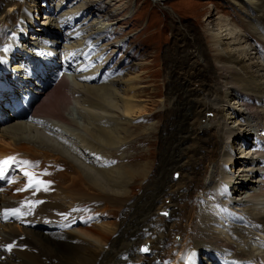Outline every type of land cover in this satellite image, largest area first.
<instances>
[{"label": "bare ground", "instance_id": "6f19581e", "mask_svg": "<svg viewBox=\"0 0 264 264\" xmlns=\"http://www.w3.org/2000/svg\"><path fill=\"white\" fill-rule=\"evenodd\" d=\"M86 1L43 0L44 3L39 4V7L42 5L40 9L43 15L36 23V16L28 18L31 14L26 5L27 0H0V69L6 76L18 73L15 78L17 82L27 77L22 88L36 92L26 107L38 100L42 92L51 86L60 65L64 63L71 68V79L66 81L63 75L59 78V81L67 82L66 99H73L74 107L85 113H80L82 118L79 122L70 117L68 102L57 98L62 93L53 89L57 84L46 91L45 95L50 91L49 97L44 95L46 98L35 106L32 116L27 117L24 112L0 105V161L15 158L14 162L5 166V171L15 168L13 180L5 183L6 174L0 178V216L4 208H20L22 213L20 217L9 216L5 222L0 217V264H136L140 259L142 264H195L194 258L204 257L202 248L211 250L216 248L212 244L218 242H221V248H218L223 251L216 261L218 264H264V250H259V240H256L261 238L264 241V148L263 144L258 147L255 140L250 138L252 128H264V73L259 71H264V31L261 32L264 30V0H223L231 3L235 23L240 24L242 31L223 34L228 35V39L236 35L241 38L242 34L254 49L249 53L262 57L263 63L249 61L250 54L247 56L248 62L244 58L234 57L233 51L227 49L226 42H223L225 37L215 35L221 33L219 29L222 30V23L219 20L215 22L219 25L218 32L206 34L212 39L214 51L210 54L205 47V53L213 70L219 71L223 80L214 82L213 87L223 93L233 92L240 106L221 101L217 95L203 104L201 115L194 117L197 103L195 95L191 92L183 94L185 101L178 109L186 120V132L194 134L193 140L203 135L198 127L203 122L208 121L213 130L219 128L220 133H216L217 139L213 145L209 141L210 137L205 142L204 139L199 140V150H194L191 158L185 153L182 156L181 148L178 149L176 153L180 152L182 156L177 159V169L180 170L178 183L171 190L167 202L160 203L155 199H150L149 203L141 201V206L147 203L144 218L140 217L142 212L138 215L134 213L131 217V214L125 216L128 204L132 203L131 182L135 178H143L149 166L147 163L139 166L127 164L129 156L124 154V150L128 148L131 131L124 127L123 122L133 123L136 115L146 111V105L134 103V95L125 96V90L137 89L131 78L123 80L116 75L120 65H125L127 61L125 57L114 59L115 54L106 52L110 47L108 40L114 33H104L109 22L98 21L99 14L95 7L86 4ZM126 1H122L123 10ZM103 4L106 10L110 1ZM236 7L245 13L244 16L235 12ZM253 23L262 26L261 30H256ZM53 29L56 32L52 34ZM204 31L203 28L200 32L201 40L207 37ZM58 41L61 47L56 46ZM111 42L113 46V40ZM115 44L126 49L125 42ZM34 56L39 58L40 63L35 61ZM193 63L196 61L190 63V68H193ZM129 64L125 69H128ZM30 66L33 72L28 70ZM244 100H253L259 113L245 107ZM226 103L230 105L226 107ZM159 110L162 109L157 108L151 113L154 115ZM110 120L116 125L110 126ZM209 123H206L203 131L205 135L212 136ZM152 124L146 125L143 131L153 128ZM209 146H216L220 152L216 168L217 156H214ZM209 151L212 152L210 158L206 157ZM113 152H119L120 159L113 158ZM55 158L71 166L70 173L64 174L59 180H43L52 172L44 164L49 160L55 161ZM22 161L30 163L23 165ZM182 167L186 168L182 170ZM25 171L45 182L39 185V191H36L35 186L19 191L28 184ZM206 174L209 178L214 175L211 183L204 181L202 175ZM18 180L17 188L13 183ZM184 181L187 183L184 184ZM87 188L93 189L95 193L86 194ZM164 189L162 187L157 192L156 198L165 196ZM223 193L231 207L228 209L226 205V208L243 213L252 223L251 227L244 226L246 221L240 219L241 225L230 223L229 231L238 236L243 232L250 233V246L257 247V251H249L247 247L233 248L232 242L220 233H213L215 231L210 227L212 215L209 212L211 209L214 211L212 204L216 203L213 202L224 204L221 200ZM205 196L208 200L203 203L200 198ZM88 199L97 203L103 199V207L118 208L122 214L120 222L108 227L101 222L103 218L90 210L87 212L90 216L85 221L93 225L86 227L85 236L72 232L71 229L75 228L73 225L80 227L85 224H82L84 221L80 214L68 211L77 207L82 209L80 200L85 202ZM37 201L40 203H35L34 207H21L25 202ZM166 208L167 213H160ZM159 213L165 214L166 218H159ZM224 213L218 214L219 220ZM96 217L102 224H95L96 220L93 219ZM77 220L82 225L77 224ZM69 223H72L68 227L70 231L63 232ZM252 227L257 231L252 230ZM229 235L233 236L232 233ZM141 243L148 246V254L138 252ZM105 244L107 249H104ZM8 245H12L10 250ZM99 254L101 262L95 261ZM50 257H53L54 263L48 261Z\"/></svg>", "mask_w": 264, "mask_h": 264}, {"label": "rangeland", "instance_id": "374dc122", "mask_svg": "<svg viewBox=\"0 0 264 264\" xmlns=\"http://www.w3.org/2000/svg\"><path fill=\"white\" fill-rule=\"evenodd\" d=\"M53 1L54 0H52V2ZM109 1L110 4L109 6H107L105 10V5L104 4L102 5V3ZM122 1L123 0H87L86 4H91L92 6L95 7L97 13L99 14L98 21L109 22L106 25V30H104V33L106 32L114 33L112 38L108 40L110 41L109 43L110 47L106 52H109L110 54L115 53L114 59L119 60V58L125 57L127 63H130L127 66L128 69H125L127 65L126 63L125 65L121 64L119 67L120 69L116 71L117 77L122 78L123 80L131 78L132 84L137 86V89L133 88L129 91L125 90L124 91L125 96L134 95L135 98H132L135 101V102L133 101L134 103L136 104L138 103L137 105H142V104L146 105L145 108L146 111L139 115H136L134 117L135 120L133 123L126 122L127 123L126 124L125 122H123L124 127L127 130L131 131V136L128 137L130 139L127 146L128 148L124 150V154L125 155L128 154L129 156L128 158L129 163L127 164H131L132 166H139L140 164L147 163V165L149 166L148 171L145 174L146 177L144 176L145 178L144 177L135 178L134 181L131 182V184L133 185L130 190L131 193L130 195H133V197L130 198L132 199V203L128 204L126 208L128 210H126L125 216H127L126 214H131L130 215L131 217L134 215V213L138 215L142 212L140 217L144 218V214H145L144 212H146L147 203L141 206V201L144 202L147 201L149 203L152 199H155L158 200L160 203H163V201L167 202L168 201L167 199H169L168 198L169 195L172 193L171 190H173L174 187H176L180 173L179 168L177 169V166H179V162L177 163V159L179 157H182L184 153L186 154V156H189L191 158L193 156L192 154L194 150L198 152L200 146V142H198L199 140L201 141L202 139H204L205 142V139L210 137L211 139L208 138L207 140L210 139L209 141L212 142L213 145V142L217 139L216 133L218 134L220 133L219 128L213 130V127H211L210 123L207 121L206 123H209L208 127H210V129L213 131V135L212 136L209 135L207 136V134L205 135L203 130L205 128L206 123L203 122L202 125H198L199 131H201V134L203 135L200 136L197 140H193L192 137H194V134L191 135L190 131L186 132V127H185L186 120L181 116V113L178 109V107H181L184 104L185 97L183 96V94L185 93L188 94L191 92L192 95L193 93L195 95V100L197 101L196 103L197 110L195 109L193 112L194 117L197 114L201 115L203 112V104L210 102V100L217 95L221 98V101L225 100L226 102L228 101L233 105L240 106L238 100L234 98L233 92L232 94L229 91L223 93L221 90L218 89L216 90V88L213 87L214 82L223 80V78L220 77L219 75V71L213 70L210 61L208 60L209 58L205 53V47L210 54H212L214 51L212 45L213 42L211 41L212 39L209 38L206 34L210 32L211 33L218 32L219 25H217L215 22L219 20V22L222 23L221 26L222 30L219 29L221 33L219 32L220 34H215V35L220 36V38L225 37L223 42L224 43L226 42L225 44L227 49L233 51L234 57L238 59L244 58L243 60H245L246 62H248V57L250 58L249 61H256V63L257 62L263 63V60L262 57H257V55L254 56L253 53L252 54L249 53V52H253L254 49L252 50L253 47L251 42H249L245 37H243L242 34H241V38L240 35H236L235 38H229V39H228L229 37L228 35L223 34L228 31L233 32L234 34L235 32L236 33L242 32L240 24L235 23V16L232 11V5L229 2L223 0H127L125 2V9L123 10V7H121ZM41 3H44L43 0H27L26 3V5L29 6L28 10L31 14V16H28V18L33 19L34 16H36L37 21L34 19L36 23H38V20L41 19L43 15L42 14L43 11L40 9L42 5H40L39 7V4ZM38 8L40 10H38ZM240 11L241 10H239V8L237 9L236 7L235 12L241 16H244L245 13L243 11H241L242 12L241 13ZM253 27L256 30H261L260 27L262 26L253 23ZM203 28L205 30L204 35H206L207 37H203L202 39L203 41H202L200 37L201 34L200 32L203 30ZM223 29H225V31H223ZM51 31L50 32L52 34L56 32L55 29ZM263 31L264 30H262L261 32ZM262 34L264 36V32ZM242 39L243 40L245 39V41L243 42ZM111 40H113V46ZM118 42L119 43L125 42L126 49L123 50L121 46L119 47V45L115 44ZM56 46L61 47V43L58 41ZM112 47L114 48L112 49ZM193 61L194 62L196 61V63L197 62L198 63L197 64L193 63L192 65L193 68H190V63ZM259 71L264 73L263 70H259ZM66 81L65 80L58 81L55 87L54 85L47 87L48 88L47 90H50L54 87L53 89H56L57 91H61L62 94L57 98H61L62 101L68 102L67 105H69L68 112L69 114H71L70 117L71 118L73 117L72 119L77 120L79 122L81 121L82 118V115L80 113L82 114L85 113L79 110V108L74 107L73 99H68V100L66 99V95H67ZM122 86L123 85H121V87ZM46 91H43L41 97L32 104L31 107L32 112H34L35 106L39 104L41 100H43L46 97H49L47 95L50 91L45 95ZM141 95L143 96L145 95V96L143 97ZM243 104L245 107L249 108L250 110L259 113L253 100L250 101L244 100ZM228 105L230 104L226 103V107ZM157 108L162 110H159L153 115V113L151 112ZM55 111L57 110L55 109ZM117 117L122 120L121 116L117 115ZM113 122H114L113 120H110L109 122L110 126L116 125V123L114 122L115 124H113ZM151 124L153 125L154 129L150 128L151 130L148 129L146 132H144L143 130L145 126L146 125L150 126ZM161 133L163 136L161 135ZM159 135L161 137H159ZM182 136L185 137L182 138ZM222 140L223 137L220 138L221 144L223 142ZM209 147L213 152L214 156H217L214 166L216 168V163L220 157V152L216 146H209ZM179 148H181L180 152L182 154L180 152L178 154L176 153ZM187 148L190 149L186 150ZM211 151L206 152V157L210 158L212 156ZM235 151L236 150H234V152ZM119 154H120L119 152H113L111 156L113 158L116 157L117 159L119 158L118 157ZM136 158H138L139 161ZM53 160L55 161L49 160L46 161V163L44 164L49 169L52 170V172L47 175L53 176V178L47 176L44 177L43 180L45 179L55 180L56 178L59 180L61 176H64V174L70 173L71 166L68 167L69 165L67 166V164H65L62 160H58L57 158ZM122 165H126V164H122ZM185 168L182 167V170H184ZM215 168L213 172L214 175H215ZM152 170L155 171L152 172ZM168 173L170 175H168ZM214 175L210 178L208 177V174H206V176L202 175V177L204 178V181L211 183L212 178H214ZM186 183L187 182L184 181V184ZM140 184L143 187H141ZM162 187H165L164 189V191L166 190L165 196H160L156 198L157 192L161 190ZM87 193L91 195L95 192L93 189L87 188L86 194ZM98 196H101L100 193H98ZM206 199L207 197H201L200 201L205 202L204 200ZM100 200H101L100 203L94 202L93 199H88L85 202L84 200H80L83 203L82 209L85 208V210L88 213L90 210L97 213L96 215H99L101 218H103L101 222L105 225H108V227L109 226L112 227V225L115 226L114 222L115 223L120 222L119 219L122 216L121 212H119L118 208H113L112 206H108L107 208L103 207L105 206V202L103 201V199ZM117 205L118 203L115 204V206ZM199 205L200 204H198V206ZM76 209H80V208L77 207L74 210L72 209L71 211L68 212L74 211L75 214H79L76 211ZM100 209H102L101 213H100L101 211ZM162 210H160V212H162ZM88 213L80 216L82 217L81 220L84 221L82 224L85 225H82L77 220L76 223L82 226L80 227L72 226L75 227L74 229H71L72 232L75 233L78 232L85 236L84 231H86V229L89 228V225H93L92 223L88 225L85 221L90 216ZM209 213L214 216V214H212L214 213L213 210L212 212L210 210ZM218 214H221V212H219ZM218 214L216 213V216H218ZM157 216L163 219L166 218L165 214L159 213ZM211 217L212 216H210V218ZM98 219L99 217L93 219L94 221L96 220L95 224L96 225L102 224L101 222L99 223ZM196 220L197 219H195V221ZM90 222H92V220H90ZM210 227L215 231L213 233H220L228 241L232 242L233 248L243 247L244 244L248 246L249 244L250 239H248L249 237H246L248 234L247 232H243L242 234L240 233L241 235L238 236L236 235L237 233L229 231L228 225L221 227L217 225L216 222L210 223ZM66 230L70 231L68 230V227L64 228V230L62 231L64 232ZM39 231L47 232L45 230H39ZM228 232L230 234L232 233L233 236H230ZM118 239L120 240L121 236ZM216 244H221V242H218ZM104 249H107L106 244L104 245ZM255 249H257V247ZM259 250L262 251L264 250V248L261 249L259 248ZM241 251L243 250L241 249ZM242 254L246 255L244 252ZM50 260L52 263H54V261H52L53 257L48 258V261ZM95 261H100V262L102 261L100 254L99 256H97ZM136 264H142L141 259L138 260Z\"/></svg>", "mask_w": 264, "mask_h": 264}, {"label": "snow or ice", "instance_id": "6c2138e0", "mask_svg": "<svg viewBox=\"0 0 264 264\" xmlns=\"http://www.w3.org/2000/svg\"><path fill=\"white\" fill-rule=\"evenodd\" d=\"M15 161V158L10 157L4 161H0V176H3L4 174V166L8 165L9 163H12ZM23 165H28L30 162L29 161H22L21 162ZM45 175L47 174L46 172L44 173ZM24 175L26 177H28V184L26 185V187L24 189H19V191H24L27 188H32V187H36V191H39V185L44 184V181L39 180L38 178H36L32 173L25 171ZM35 203H40L39 201L37 202H25L24 204L21 205V207H25L26 205H30L31 207L35 206ZM26 214V213H24ZM8 215L11 216H16V217H20L22 215L20 208H16V209H10V210H6L5 211V217H7ZM12 247V245H8V249L10 250ZM143 251H147V249H142Z\"/></svg>", "mask_w": 264, "mask_h": 264}, {"label": "water", "instance_id": "95a60500", "mask_svg": "<svg viewBox=\"0 0 264 264\" xmlns=\"http://www.w3.org/2000/svg\"><path fill=\"white\" fill-rule=\"evenodd\" d=\"M141 247H143V245Z\"/></svg>", "mask_w": 264, "mask_h": 264}]
</instances>
